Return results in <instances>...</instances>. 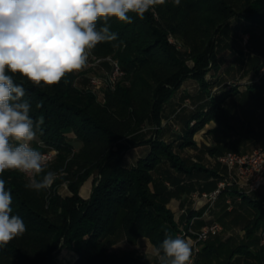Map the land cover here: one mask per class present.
<instances>
[{
	"label": "trees",
	"instance_id": "1",
	"mask_svg": "<svg viewBox=\"0 0 264 264\" xmlns=\"http://www.w3.org/2000/svg\"><path fill=\"white\" fill-rule=\"evenodd\" d=\"M128 15L132 23L107 18L117 39L88 50L93 57L118 61L124 71L116 88L106 89L101 100L77 82L76 71L51 86H36L18 73H7L24 87L22 99L31 105L30 116L43 119L32 143L38 147L42 142L59 152L46 171L61 175L50 189L37 192L26 187L28 180L16 170L0 174L12 195L13 214L23 219L27 229L0 246V264H59L63 248L75 253L72 264H151L134 250L118 253L113 247L122 234L131 243L146 238L157 249L166 236L175 238L179 232L171 200L216 188L217 170L183 154L197 146L194 135L215 124L208 130L216 139V145L207 148L212 156L226 150L246 152L242 145L264 137L257 129L264 125V77L245 91L234 87L212 93L221 82L218 50L225 24L236 18L245 22V31L258 28L264 38V0H180L179 5L165 0L143 19ZM103 26L101 18L97 27ZM170 37L182 42L184 50ZM263 63L258 59L251 69L257 74ZM187 79L198 82L196 97L203 101L185 122L175 150V142L160 137L161 129L167 106ZM145 124L157 127L155 136L139 135ZM70 134L81 143L78 150ZM142 145L149 146L145 154L127 164L128 150ZM95 172L99 178L85 199L80 189ZM67 181L70 194L63 196L59 189ZM259 193V198L234 188L221 193L217 208L222 207L226 216L228 200L234 203L231 213L238 212L240 204L245 233L238 239L224 240L221 233L211 237L195 264H264V195ZM237 196L241 202H236ZM204 209H186V219L201 216ZM196 222V229L204 225V220Z\"/></svg>",
	"mask_w": 264,
	"mask_h": 264
},
{
	"label": "clouds",
	"instance_id": "2",
	"mask_svg": "<svg viewBox=\"0 0 264 264\" xmlns=\"http://www.w3.org/2000/svg\"><path fill=\"white\" fill-rule=\"evenodd\" d=\"M165 0H0V174L16 170L27 177L26 187L50 189L56 173L46 171L47 158L31 146L43 119L30 116L23 100L25 89L11 74H20L33 85L58 84L67 73L83 69L88 50L114 41L107 18L132 23L128 15L143 19ZM175 5L180 0H174ZM104 18V26L97 21ZM39 177V178H38ZM0 179V246L24 235L26 225L13 214L12 195ZM191 241L166 236L156 249L159 264H188Z\"/></svg>",
	"mask_w": 264,
	"mask_h": 264
},
{
	"label": "rangeland",
	"instance_id": "3",
	"mask_svg": "<svg viewBox=\"0 0 264 264\" xmlns=\"http://www.w3.org/2000/svg\"><path fill=\"white\" fill-rule=\"evenodd\" d=\"M244 23L245 22L241 20L238 21L236 18H232L231 20H228V22L225 24V30L221 32L222 34L219 37L221 42L218 50V56L220 57V62L222 64L221 70L220 72H218V74L220 73L218 79H221V82L212 88V93L214 95L219 94L220 89L223 88L226 90H232L234 87H238L240 91H245L249 85H252L254 82L260 81L264 77V63L263 68L260 69L257 74L254 72V70L251 69L252 63H254V61L256 62L259 59L264 62V54L261 53L264 49V38L262 36V31L258 28H256L255 30L249 29L245 31L243 28ZM170 40L171 42L175 43L180 49L184 50L182 42H180L178 39L170 37ZM109 59L111 58H102V61H100L98 64L92 66L86 64L83 69L76 71V73L79 74L77 82L79 84H84L86 85V87L90 88L91 91H93L100 100L102 99L103 93L106 89L95 88L91 84L90 79L93 76L102 78L106 77V75L111 71L112 67ZM190 64L192 63L190 62ZM198 88L199 85L196 81L186 80L175 94L174 99L166 108V114L168 115V117H166L163 121L161 129L162 134L160 133V137L166 142H175V150L177 148L176 142L178 140V135L183 133L185 122L187 121L190 114L196 111L201 106V103L203 101L201 97H196ZM185 94H189L191 96L189 97V95L186 96ZM191 124H194V122H192ZM156 129L157 127L153 128L152 125L145 124L139 130V135H144L146 138L152 135L155 136V134H153V130ZM204 129H207V125ZM257 129L258 133L264 132V125L261 128L258 127ZM205 131L206 132L203 131L194 135L193 140L197 143V146L195 148L192 147L186 149L183 154L184 156L191 157V160L193 162H198L209 169L217 170L219 174V179L217 181L218 185L220 182H224L228 178V170L220 161V157H222L229 151L226 150L223 152V154L217 156H212L211 154H209V152H207V148L216 145V139L210 135H206L207 130ZM69 136L73 141L75 150H78L81 147V143L74 139L73 134H70ZM263 144L264 137H262L261 140L256 138L254 141L242 145L243 151L246 152L235 153H248ZM147 147L149 146L142 145L129 149L125 155V162L128 164L131 161V156L134 151H136L137 153H142V151H144L145 148L147 149ZM163 167L168 168V165L164 164ZM170 171L173 172L172 170ZM57 175H61V173ZM57 175L56 177H58ZM155 176L158 177V174L155 173ZM98 178V173L95 172L93 176L90 177L82 185L80 190H82L83 187H88L92 193L94 181L98 180ZM68 185V181L64 182L61 185L59 189L61 195L66 196L70 194ZM165 185L169 189H173V185L171 183L166 182ZM180 197H176L174 199H179ZM188 197L189 196L185 197V199L182 200L185 202L184 205H182L181 202L182 208L175 210L177 211L176 215L178 216L177 218L175 216V219L179 224V232L177 236H180L182 238H185L181 235L182 233H188V231H186L185 229V222L188 221V219H186L187 207L185 205L186 202L187 204L191 202L190 199H187ZM238 206V212L231 213L227 208L226 216L224 215L225 211L223 212L222 207L217 209L215 207L209 211L206 218L200 219H204V224H209L214 221L220 223L224 228V231L221 233L222 239L225 240L229 237L238 239L245 233L242 229L245 221L241 218V216H239L242 214L245 215V213L241 210V207L239 208ZM202 209H204L205 212L206 207H199V210ZM182 210H184L185 212L182 213ZM118 237L119 239L113 247V250H115L116 252L122 253L124 250H134L136 253L148 258L151 264H159L158 257L156 255V249L152 246L148 239L143 238L139 239L135 243H131L130 241H128V239H124L122 234H120ZM61 256H63V259L61 258ZM75 259V253L69 248H63L58 255L59 264H72Z\"/></svg>",
	"mask_w": 264,
	"mask_h": 264
},
{
	"label": "built area",
	"instance_id": "4",
	"mask_svg": "<svg viewBox=\"0 0 264 264\" xmlns=\"http://www.w3.org/2000/svg\"><path fill=\"white\" fill-rule=\"evenodd\" d=\"M111 62V71L102 77H91V84L98 89L114 90L117 84L124 76L118 61L109 59ZM102 61V58H96L88 51L87 65L92 66ZM31 146L36 150L43 153L47 158V165L52 163L58 155V150L53 147H48L42 142H38V147H35L33 143ZM220 161L228 170V178L224 182H220L217 187L211 191L196 192L192 194L193 199H197L198 203H203L206 207L205 212L201 216H195L190 221L185 222V229L187 232L181 235L185 239L191 241L192 254L188 264H195L198 254L205 242L211 237L216 236L223 232V226L214 221L209 224H204L198 230H195L194 224L200 218H204L208 215L209 211L213 209L221 195V193L233 186L239 185L240 188H245L248 193L262 192L264 195V145L258 146L248 153H235L227 152ZM26 179L27 177L22 174ZM240 200L239 198L237 199ZM228 209L232 210L234 203L231 200L227 201ZM185 211L182 210V213ZM262 244H264V236L262 237Z\"/></svg>",
	"mask_w": 264,
	"mask_h": 264
},
{
	"label": "crops",
	"instance_id": "5",
	"mask_svg": "<svg viewBox=\"0 0 264 264\" xmlns=\"http://www.w3.org/2000/svg\"><path fill=\"white\" fill-rule=\"evenodd\" d=\"M187 80H193V79H187ZM193 81H195V80H193ZM197 84H198V82H197ZM199 85V84H198ZM199 89H200V86H199V88H198V91L196 92V95H197V93L199 92ZM186 95V94H185ZM192 97H195V96H192ZM213 127H215V124H213V123H211V124H208L207 125V129H203V130H201L200 132H206L205 130H207V133H206V135H210L209 133H208V130H210L211 128H213ZM206 128V127H205ZM199 133V132H198ZM211 136V135H210ZM197 144V143H196ZM261 146V145H260ZM148 148V147H147ZM146 148L144 149V151H142V153H137L136 151H134L133 153H132V156H131V161L128 163V164H133V163H135L137 160H138V158H140L142 155H144L145 154V152H146ZM232 188H234V189H236V190H238V191H242V192H246V193H248L247 191H246V189L245 188H240V186L239 185H237V186H233ZM196 192H201V191H198V190H196V191H194L193 193H196ZM192 193V194H193ZM90 194H91V191L89 190V188L88 187H83L82 188V190H81V196L83 197V198H85V199H87V198H89L90 197ZM249 194V193H248ZM250 194H252V195H256L257 197L256 198H259L258 197V195L260 194V193H250ZM189 197L187 198V199H190V203H188L187 204V202H186V207H187V209L188 208H192V209H194V210H199V207H203V203H198L197 202V199H193L192 198V195H188ZM261 196H263L262 194H261ZM185 197H187V195L186 194H184V195H182L179 199H173L171 202H170V204H169V207L172 209V211H174L175 212V216H176V218L178 217L177 215H176V212L177 211H175V210H177V209H181L182 207H181V202H182V200H184L185 199ZM240 199L239 201L238 200H236V202H241V197L240 196H237V199ZM215 207H216V209H217V206L215 205ZM214 207V208H215ZM229 211H231V210H229ZM204 218H206V217H204ZM204 219H199V220H197V222H196V224L198 223V222H200V221H203ZM197 228V227H196ZM76 257V256H75Z\"/></svg>",
	"mask_w": 264,
	"mask_h": 264
}]
</instances>
